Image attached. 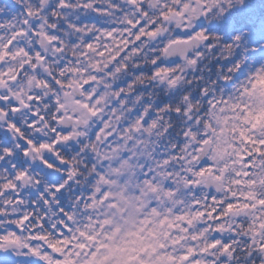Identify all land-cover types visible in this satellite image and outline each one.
Listing matches in <instances>:
<instances>
[{
	"label": "clouds",
	"instance_id": "obj_1",
	"mask_svg": "<svg viewBox=\"0 0 264 264\" xmlns=\"http://www.w3.org/2000/svg\"><path fill=\"white\" fill-rule=\"evenodd\" d=\"M0 264H264V0H0Z\"/></svg>",
	"mask_w": 264,
	"mask_h": 264
}]
</instances>
